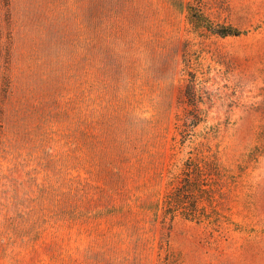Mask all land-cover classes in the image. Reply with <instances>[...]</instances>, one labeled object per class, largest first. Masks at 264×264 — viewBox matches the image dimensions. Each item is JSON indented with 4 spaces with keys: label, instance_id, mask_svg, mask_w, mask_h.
<instances>
[{
    "label": "rangeland",
    "instance_id": "obj_1",
    "mask_svg": "<svg viewBox=\"0 0 264 264\" xmlns=\"http://www.w3.org/2000/svg\"><path fill=\"white\" fill-rule=\"evenodd\" d=\"M0 264H264V0H0Z\"/></svg>",
    "mask_w": 264,
    "mask_h": 264
},
{
    "label": "trees",
    "instance_id": "obj_2",
    "mask_svg": "<svg viewBox=\"0 0 264 264\" xmlns=\"http://www.w3.org/2000/svg\"><path fill=\"white\" fill-rule=\"evenodd\" d=\"M221 36L238 34L239 31L231 25L224 26L221 29H211ZM187 65V77L184 78L186 84L183 87L180 98L183 104V114L177 115L175 123V133L173 139L179 143L186 141L194 134L195 129L201 123L207 121L208 108L207 103H211L212 93L204 85L205 79L200 75V69L193 65V61L185 57ZM180 135V137L178 136ZM199 168V165H197Z\"/></svg>",
    "mask_w": 264,
    "mask_h": 264
}]
</instances>
